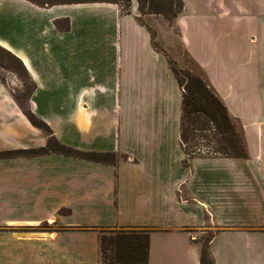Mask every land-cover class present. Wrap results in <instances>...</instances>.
Returning <instances> with one entry per match:
<instances>
[{
  "label": "crops",
  "instance_id": "1",
  "mask_svg": "<svg viewBox=\"0 0 264 264\" xmlns=\"http://www.w3.org/2000/svg\"><path fill=\"white\" fill-rule=\"evenodd\" d=\"M137 16L111 2L0 0V45L35 85L25 104L0 73V151L48 144L26 106L60 142L121 155L117 164L54 152L0 158V264H105L100 232L122 227L152 229L147 264H201L209 231L214 264H264V0H205L177 17L249 153L190 166L182 88Z\"/></svg>",
  "mask_w": 264,
  "mask_h": 264
},
{
  "label": "trees",
  "instance_id": "2",
  "mask_svg": "<svg viewBox=\"0 0 264 264\" xmlns=\"http://www.w3.org/2000/svg\"><path fill=\"white\" fill-rule=\"evenodd\" d=\"M29 1L39 5L37 0ZM84 2H111L117 4L116 0H70L57 2L53 5ZM146 2L149 5L148 8L151 13H165L169 21H171L172 18H177L185 9L184 0H171L168 12H165L159 7L157 0H139L140 13L137 18L141 24L148 28L151 34L152 31L150 27L142 21L143 14L147 13ZM64 22L65 23L57 21L56 24L59 29L66 30L69 28L68 20ZM0 50L17 62L19 69H21V73H23L25 77L31 79L24 63L19 57L1 45ZM169 61L183 92L180 135L181 145L185 152V159L183 160L184 165L190 166L191 160L196 156L221 155L247 158L249 153L246 146L244 131L241 130L240 135L236 136L237 140L234 141V143L231 142L232 134L234 133V118L222 97L205 76L199 63L193 59L198 71H194L193 69L184 71L178 69L170 59ZM18 100L20 101L19 97ZM23 111L35 126L45 130L49 134L48 144L40 148L0 151V158L14 157L16 155L31 156L54 152L100 163L117 164L118 159L121 157L120 154L114 151H87L66 145L60 142L53 133L51 127L28 107L23 106ZM212 127H214L216 131L214 138L218 145L217 149L211 153L201 151L200 148L197 151L195 149V147H197V143L195 142L196 136L198 135L197 131L211 130ZM151 231L152 229L150 228L125 227L101 230L100 246L103 263L147 264L150 255ZM213 236L214 234L211 233L203 243L200 260L201 264H214L210 252V242Z\"/></svg>",
  "mask_w": 264,
  "mask_h": 264
},
{
  "label": "rangeland",
  "instance_id": "3",
  "mask_svg": "<svg viewBox=\"0 0 264 264\" xmlns=\"http://www.w3.org/2000/svg\"><path fill=\"white\" fill-rule=\"evenodd\" d=\"M70 0H37L39 5H53L57 2H65ZM109 1V0H106ZM117 4L123 12L133 13L136 12L139 15V0H116ZM171 0H157V3L162 10L168 12L169 4ZM205 0H184L185 10L184 12L190 13L197 11L200 7V2ZM210 4L217 3L218 1L226 4L227 7H232L234 0H207ZM91 3V2H84ZM146 12L142 16V21L147 24L153 34V43L157 49L164 52L168 58L173 62V64L180 70L193 69L198 71L193 62V57L185 48L181 40L180 29L177 23V18H172L171 21L164 14L151 13L149 10V5L146 2ZM195 60V59H194ZM196 61V60H195ZM197 62V61H196ZM198 63V62H197ZM200 65V64H199ZM201 66V65H200ZM202 68V66H201ZM205 76L207 77L204 69L202 68ZM0 73L5 79L6 83L14 89L15 93L18 95L21 102L25 103L28 96L31 95L33 90V82L31 79L25 77L21 73V69L17 62L10 58L6 53L0 50ZM208 78V77H207ZM26 104V103H25ZM243 130V126L239 123L237 119L234 118V133L232 134L231 142L236 141V136L240 135V131ZM215 129L212 127L211 130L197 131V136L195 142L197 147L195 149L211 153L217 149V144L215 141ZM247 146V142H246ZM248 149V148H247ZM17 156V155H16ZM19 156V155H18ZM26 156V155H25ZM46 224L41 226V230H51ZM211 231L202 233L200 235L201 242H205L206 239L211 235Z\"/></svg>",
  "mask_w": 264,
  "mask_h": 264
}]
</instances>
